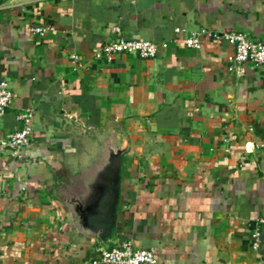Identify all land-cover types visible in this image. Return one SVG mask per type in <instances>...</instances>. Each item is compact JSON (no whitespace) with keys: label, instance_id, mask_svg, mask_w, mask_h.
I'll list each match as a JSON object with an SVG mask.
<instances>
[{"label":"crops","instance_id":"crops-1","mask_svg":"<svg viewBox=\"0 0 264 264\" xmlns=\"http://www.w3.org/2000/svg\"><path fill=\"white\" fill-rule=\"evenodd\" d=\"M43 24L55 29H30ZM114 26L156 56L97 57ZM200 29L264 40V0H0V80L14 93L0 137L34 110L24 160L0 146V264H81L124 240L156 264H264V65L238 71L222 36L188 47ZM110 133L128 150L103 243L72 230L61 195Z\"/></svg>","mask_w":264,"mask_h":264},{"label":"built area","instance_id":"built-area-1","mask_svg":"<svg viewBox=\"0 0 264 264\" xmlns=\"http://www.w3.org/2000/svg\"><path fill=\"white\" fill-rule=\"evenodd\" d=\"M32 32L44 35L54 30L53 25H34L30 28ZM116 37L104 43L95 50L97 57H105L108 61L118 53L135 54L141 58H152L156 56L159 44L149 40L125 39L121 35L119 26H114ZM183 29L175 28V32ZM203 34L212 35L216 38L224 37L233 47V54L230 59L236 63L237 70L241 71V65L252 63L255 66L264 65V40L251 39L245 31L232 30L224 33L207 32L205 29L192 31L185 39L188 47L199 49L201 46V36ZM71 62L75 67L81 66L79 56L71 55ZM14 93L7 81L0 80V116L13 101ZM34 110L27 108L16 115V119L21 122L20 129L0 137V146L9 151L13 160L22 161L25 157L26 148L30 145L32 136V119ZM259 147H264V137ZM260 226L264 227V215L257 220ZM260 243V231L256 229L252 233V246L256 248ZM157 259L153 252L147 248L135 246L131 240H124L119 245L111 248L100 247L98 255L82 262L81 264H156Z\"/></svg>","mask_w":264,"mask_h":264},{"label":"water","instance_id":"water-1","mask_svg":"<svg viewBox=\"0 0 264 264\" xmlns=\"http://www.w3.org/2000/svg\"><path fill=\"white\" fill-rule=\"evenodd\" d=\"M113 133L101 140L96 157L73 177V185L61 195L71 228L86 238L105 242L116 222L122 156L128 143L117 144Z\"/></svg>","mask_w":264,"mask_h":264},{"label":"flooded vegetation","instance_id":"flooded-vegetation-1","mask_svg":"<svg viewBox=\"0 0 264 264\" xmlns=\"http://www.w3.org/2000/svg\"><path fill=\"white\" fill-rule=\"evenodd\" d=\"M62 190H63V191H64V193H65V191H67V190H68L67 186H63V187H62Z\"/></svg>","mask_w":264,"mask_h":264}]
</instances>
